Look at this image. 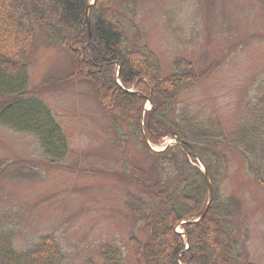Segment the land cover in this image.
Segmentation results:
<instances>
[{
	"label": "rangeland",
	"instance_id": "obj_1",
	"mask_svg": "<svg viewBox=\"0 0 264 264\" xmlns=\"http://www.w3.org/2000/svg\"><path fill=\"white\" fill-rule=\"evenodd\" d=\"M121 10L129 46L154 57L157 78L172 75L180 60L190 65L181 69L191 81L178 92L172 121H179L181 112L198 124L215 121L230 138L242 124L263 117L255 108L264 94V8L259 0H129ZM33 26L27 91L51 112L65 137L67 155L50 164L33 134L0 125V232L10 230L19 251L53 236L62 264L97 262L99 247L105 244L121 249L122 264H143L128 245L130 236L146 240L142 223L126 207L128 195L139 196L131 179H140V169L145 178L161 179L173 171L165 167L153 172L151 167L159 163L142 141L162 152L172 146L181 149L176 145L180 139L167 135L153 146L144 134L143 139L131 138L127 126L116 132L114 119L97 102L93 83L67 78L76 71L72 56L48 42V27ZM11 71L17 72L13 66ZM152 106L147 99L144 112ZM223 152L226 174L217 179L215 189L236 205L230 234L249 263L264 264V166L249 171L238 150L227 147ZM19 162L33 171L1 174ZM125 171L131 174L122 177ZM175 232L184 237L180 226Z\"/></svg>",
	"mask_w": 264,
	"mask_h": 264
},
{
	"label": "trees",
	"instance_id": "obj_2",
	"mask_svg": "<svg viewBox=\"0 0 264 264\" xmlns=\"http://www.w3.org/2000/svg\"><path fill=\"white\" fill-rule=\"evenodd\" d=\"M89 3L0 0V125L33 134L50 164L67 155L65 137L51 112L32 91H27L29 50L35 37L33 22L46 26L50 31L48 42L63 48L76 62L75 73L67 78H85L93 83L97 102L114 119L116 132L127 126L131 138L145 135L153 146L167 135L174 136L190 144L206 168L214 190L207 214L198 222L179 225L182 220L199 218L207 206L203 174L196 161L178 147L154 152L142 141L159 163L153 164V172L165 167L173 172L164 179L145 178L147 174L140 169V179H131L139 196H127V211L142 223L146 234L145 242L129 237L133 256L143 264H251L230 234L236 205L231 199L220 198L215 184L226 174L224 148L238 150L249 171L257 172L264 166V94L255 103L263 117L242 124L230 138L223 135L215 121L198 124L196 118L182 112L179 121H172L170 114L178 92L191 81L190 74L181 69L190 65L180 60L173 65L172 75L157 78L154 57L144 48L130 47L125 37L121 9L128 6L129 0H95L87 10ZM259 3L264 8V0ZM12 66L15 74L11 73ZM147 99L153 106L144 112ZM31 171L30 166L19 162L8 165L1 174ZM130 174L125 171L121 175ZM176 226H180L184 237L175 232ZM12 237L10 230H1L0 264H62L63 254L53 236L41 237L22 251L14 248ZM99 250L98 261L89 264H122L119 247L105 244Z\"/></svg>",
	"mask_w": 264,
	"mask_h": 264
},
{
	"label": "water",
	"instance_id": "obj_3",
	"mask_svg": "<svg viewBox=\"0 0 264 264\" xmlns=\"http://www.w3.org/2000/svg\"><path fill=\"white\" fill-rule=\"evenodd\" d=\"M95 3V0H93V2L88 6L87 10L89 9L90 6L94 5ZM90 38V36H89ZM176 145L180 146L181 149L188 155V156H191L193 158H195L196 160H198V157L195 155V153L193 151H191V148L190 146L183 142V141H180V140H176ZM188 149V150H187ZM199 161V160H198ZM199 164L201 166V170H202V174H203V178H204V181H205V184H206V188H207V193H208V202H207V206L204 210V212L202 213V215L199 217V219L197 220L200 221L202 218H204L207 214V211L209 209V206H210V203L212 201V197H213V192H212V185H211V182H210V179L207 175V172H206V168L204 167V165L199 161Z\"/></svg>",
	"mask_w": 264,
	"mask_h": 264
}]
</instances>
